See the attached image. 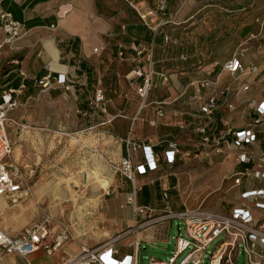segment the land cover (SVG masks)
Here are the masks:
<instances>
[{
    "label": "crops",
    "instance_id": "obj_1",
    "mask_svg": "<svg viewBox=\"0 0 264 264\" xmlns=\"http://www.w3.org/2000/svg\"><path fill=\"white\" fill-rule=\"evenodd\" d=\"M162 2L166 5L163 10L159 9V4ZM0 8L10 12L24 28V33L15 43L0 48L1 94L25 82L24 93L28 92L26 97L33 96L38 89L34 86L36 78L42 77L49 71L55 75L65 73V83H55L53 88L41 89V91L47 92V96L54 97L58 102H62L65 96L75 99L77 112L89 108V99L93 97L95 90L100 88L105 90L109 102L114 101L108 96L113 93L118 104H121L122 100L137 103L135 107L115 106L114 112L107 103V110L110 115H119L123 112L132 122L133 129L130 130L128 138L151 143L159 156V166L156 170L137 175L134 180L124 176L115 179L113 174L106 176L99 170L103 176L112 178L110 184L112 196L109 202L104 200L97 218L94 216L93 219L83 223L79 218L84 216V207H77L78 218L71 219L69 216L71 222V230H69L72 237L69 236L64 240L53 253L37 251V254L30 255L31 258L15 254L8 260L2 259L0 264H64L79 254L82 246L97 247L107 242V245L117 250L114 253L116 259L133 255L134 258H138L140 264L143 243L154 245L166 241L171 219H161L150 224L146 222L149 214L140 213L138 206L155 208L161 212L166 208L164 192H167L169 203L175 207L176 204L170 200V193L175 192L189 207L190 195L195 194L200 186L195 187L192 184L191 188L188 184L182 188V182L188 180L192 183L197 176L199 172L197 169L188 168L189 163L191 164L194 159L203 164L212 163L214 166L212 177L221 180L220 185L214 188V192L221 190L223 183L229 180L226 175L233 166L229 158L225 160L218 156L200 158L178 153L176 161L170 164L166 162L164 151L171 140L178 142L182 150L193 149L199 135L192 127L186 130L180 127L182 122L197 121L187 112L197 113L205 98L215 89L225 88L228 85L236 87L235 85L245 83L246 78L251 74L252 65L258 67V73L264 71V59L258 61L256 59L264 51V22H262L264 0H1ZM149 10L153 11V15L149 18L152 21L151 26H147L139 15L140 12L146 13ZM124 25L126 29L123 28ZM165 34L170 35L174 41L166 42ZM136 43L148 48L142 63L146 72L151 70L148 61L152 53L156 59L153 66L156 72L153 76V88L157 84L166 85L168 89L166 93L154 99H151L150 93L148 101L170 100L182 94L177 101L165 106L163 117L155 116L154 106H149L144 109L145 115L142 116L144 111L142 110L140 117L133 121L140 105V101L137 100L138 95L129 79L138 65L137 61L133 60L132 50ZM123 44L126 58H120L118 54L120 45ZM95 48H98V51H94ZM187 51L194 57L179 60L180 54ZM233 55L241 59L245 68V71L238 76L239 81L222 69L223 64ZM203 78L217 81L216 88L200 86L198 80ZM141 80L143 78H140ZM192 81L195 84L190 86ZM247 94L241 93L239 96L241 99H246ZM22 113L23 109L17 108L11 114L18 121V124L9 125L11 138L12 130L26 129L24 127L27 126L25 124L27 119ZM155 117L159 120V124L153 126L150 120ZM245 118L246 116L237 124H245L247 122ZM138 120H141L140 131L134 135ZM146 123L151 129H146ZM96 127L97 125L93 124L89 129L95 130ZM52 131L59 133V129L54 128L47 132L46 137L50 135L58 137ZM128 138H121L122 141L117 147V155L120 158L132 152L126 142ZM106 142L103 141L101 146L104 147ZM136 154L142 158L140 149ZM92 156L96 157L95 154ZM216 157L219 159L215 160ZM87 171L93 170H90L87 161L83 160L78 170L71 172L74 177L64 180H71L67 185L70 184L68 189L72 196L76 195L74 190L76 186L88 189L91 184L94 195L106 191L92 181H89L86 187L76 184L75 181H82V175ZM83 180L86 181L84 177ZM72 182L75 185H72ZM56 189L55 186L54 190ZM233 190L235 193L233 197H221L216 206L204 207V209L230 212L239 198V188L235 187ZM64 191L63 186L60 187V191H56L62 193L51 192V194L57 195L60 200L63 199L61 194L66 198ZM185 194L189 197L185 198ZM130 195L134 196L133 201H130ZM155 198L157 202L153 205L152 201ZM8 199L6 196L0 197L2 216L9 212ZM206 199L207 197L200 206ZM73 201L76 202L77 199ZM225 202L228 203V208L224 206ZM2 216L0 227L11 234H18L24 224L14 226L11 221L2 219Z\"/></svg>",
    "mask_w": 264,
    "mask_h": 264
},
{
    "label": "built area",
    "instance_id": "obj_2",
    "mask_svg": "<svg viewBox=\"0 0 264 264\" xmlns=\"http://www.w3.org/2000/svg\"><path fill=\"white\" fill-rule=\"evenodd\" d=\"M165 8V3L159 4V9ZM139 15L147 26H151L152 21L149 18L153 15L152 10L146 13L140 12ZM123 28L126 29V26L124 25ZM23 33V24L14 19L10 12L0 8V48L4 45H12ZM164 40L174 41L168 34L164 35ZM147 49L146 46L138 43L132 47L133 60L137 61L138 65L129 79L131 86L142 100L133 121L138 119L142 110L149 106H154L155 116L163 117L165 106L182 96L180 94L170 100L148 101L154 86L153 76L156 72L153 66L156 59L152 53L148 61L151 70L146 72L142 63ZM94 51H98V48ZM118 54L120 58H126L124 44L120 45ZM189 58L186 52L179 56V60ZM222 69L231 73L236 81H239V74L245 71L237 55L229 58ZM250 71L258 73V67L252 65ZM140 78L143 80L140 81ZM65 82V73L55 75L49 71L42 77L36 78L34 86L48 90L53 88L55 83ZM198 83L202 87L215 88L218 84L217 81L206 78L198 80ZM262 83L263 88L260 92L245 100L241 99L239 94H247L253 89L249 82H243L236 88L228 85L225 88L215 89L205 98L197 113L187 112L197 119L195 123L189 121L180 123L182 129L192 127L199 135L194 148L182 150L178 142L174 140L168 142L164 154L166 162L170 164L176 161L178 153L200 158L211 156L222 157V160L229 158L233 166L226 178L231 180L232 189L239 188V198L228 213L204 209L201 206L196 209L189 208L186 201H183V205L179 208H175L169 203L167 192H164L166 208L161 212L155 208L138 206L140 213L149 214L146 222L150 224L167 218H179L185 221V235L179 231L175 250L170 257L159 259L150 256L148 264H202L207 253L209 264H239L238 258L241 254H245V261L248 264H264V81ZM194 84L195 82L192 81L190 86ZM25 89L26 83L22 82L19 87L8 89L0 96V197L8 196L14 202L28 194L24 180L20 179L19 171L11 163L14 143L9 129V125L18 124L11 114L19 107V96ZM26 98L31 100L33 96L28 95ZM108 102L105 90L96 89L93 97L89 99V108L80 112L85 117L94 116L97 111L101 112L104 119L99 123L100 125L112 123L117 116L126 118L123 112L119 115H110L107 110ZM222 113L228 116H217ZM245 116L247 122L238 125L237 122ZM150 124L156 126L159 120L155 117L150 120ZM126 142L132 152L119 159L117 171L122 176L134 180L137 175H144L158 168L159 156L151 143L133 141L131 137ZM139 149L142 151V158L136 154ZM221 236L223 239L213 250H210L209 246ZM68 237V229L53 234L49 217L27 226L20 235H12L0 227V260L8 253L30 256L44 249L47 254H51ZM107 244L108 242L97 247L82 246L80 253L64 264H114V262L138 264V258H134L133 255L116 259L114 253L117 250Z\"/></svg>",
    "mask_w": 264,
    "mask_h": 264
},
{
    "label": "rangeland",
    "instance_id": "obj_3",
    "mask_svg": "<svg viewBox=\"0 0 264 264\" xmlns=\"http://www.w3.org/2000/svg\"><path fill=\"white\" fill-rule=\"evenodd\" d=\"M186 53L190 56V59L194 57L192 53H188V51ZM256 59L257 61L264 59V51ZM263 81L264 71L261 74L251 73L248 75L246 82L253 86V89L247 94L248 98L254 97L260 92V89L263 88ZM235 86L237 87L238 85ZM167 90L166 85L156 84L151 92V99L166 93ZM27 93L25 92L19 96L20 105L18 107V109H23L22 115L24 114L25 119H27V123H25L27 126L24 127L26 129L17 128V130L11 131L14 141L11 163L19 171L20 179L24 180L28 194L17 202L6 196L9 198L7 202L9 212L4 213V217L0 214V217L2 216V219L4 218L8 222L11 221L14 226L24 224L20 232L15 235H20L27 226L49 217L53 234L62 229H68V234L72 237L69 216L71 219L74 217L78 218L76 216L77 207L83 206L85 210L84 216L79 218L83 223L93 219L94 216L97 218L99 210L103 207L104 200L106 202L110 201L112 185H110L107 192L97 195L93 194L91 184L88 189L74 187L77 196H72L67 185L70 179L64 180L74 177L71 172L77 171L80 162L83 160L87 161L90 170L96 168L106 176L113 174L115 179L121 177L122 175L117 171L120 158L117 155V147L122 141L121 138L130 136V130L133 129L132 122L130 119L118 116L112 123L100 125L99 123L104 119L102 113L97 111L94 116L85 117L81 112H77L75 99L65 96L62 102H58L54 97L50 98L47 96V92L38 88L37 93L33 94V99L27 101ZM108 96L114 99V101L108 102L113 112L116 110L115 106L117 108H126L127 105L128 107H135L137 104L131 100H122V103L118 104L119 102L115 100V94L111 93ZM137 100L142 101L138 96ZM145 110L142 116L145 115ZM219 115L228 116L223 113L217 114V116ZM245 119L247 120V117ZM140 121L136 122L134 135L140 131ZM93 124L97 125L95 130L89 129V126ZM146 124V129H151L148 123ZM54 128L59 129V133L52 131L58 137H52L51 135L46 137L47 132ZM103 141H107L104 147L101 146ZM92 154H95L97 158H94ZM217 159L219 158L216 157L215 160ZM188 168L197 169L199 172L192 180V183H189L188 180L182 182V188L188 184H190L191 188L192 184L195 187L200 186L199 189H196L195 194L190 195V197L187 194L184 195L185 198L189 197V207L198 208L205 197L207 199L203 202L201 208L214 207L217 205L219 198H230L235 195L234 190L231 188L230 180H226L223 183L221 190L214 192V188L216 189L220 185L221 180L212 177L214 174L212 163L203 164L194 159L191 164L189 163ZM183 177L186 178V176ZM79 178L81 179V177ZM72 185L75 184L72 182ZM55 186L57 187L56 191H60V187L63 188L64 186L66 198L62 194L61 197L63 199L59 200L57 198L55 194L62 192H56L54 190ZM51 192L55 194L53 195ZM129 198H132L131 201H133L134 196L130 195ZM73 199H77V201L74 202ZM170 200L173 204H176L175 207L177 208L183 205V198L178 193H170ZM156 202L157 199L155 198L152 204L155 205ZM224 206L229 207L226 202ZM184 228V220L179 218L171 219L166 241L154 245L143 243L140 264H148L150 256L168 259L175 250L176 237L179 235V231L182 235H185ZM222 239L223 236L216 239L209 246V249L213 250ZM40 252H45V250L42 249L38 253ZM15 254L17 253H8L2 259L8 260ZM238 262L239 264H248L245 261V254L240 255ZM202 264H209L208 253Z\"/></svg>",
    "mask_w": 264,
    "mask_h": 264
},
{
    "label": "bare ground",
    "instance_id": "obj_4",
    "mask_svg": "<svg viewBox=\"0 0 264 264\" xmlns=\"http://www.w3.org/2000/svg\"><path fill=\"white\" fill-rule=\"evenodd\" d=\"M83 177H84V179H86V181L83 180ZM89 181H92L96 186H98L100 188H103L104 190L107 191L108 188H109V186H110V184H111V182H112V178L111 177L103 176L99 172V170L96 169V170H93V171H87L86 174H83L82 175V181L76 180L75 182H76V184H80L81 186L86 187L88 185V182ZM68 182L70 183L71 180H69ZM68 186L70 187V184ZM21 256H23V255H21ZM24 257L25 258H28L30 256H24Z\"/></svg>",
    "mask_w": 264,
    "mask_h": 264
}]
</instances>
